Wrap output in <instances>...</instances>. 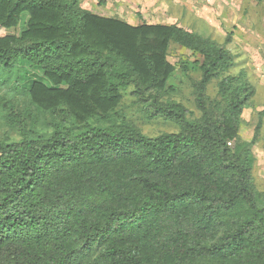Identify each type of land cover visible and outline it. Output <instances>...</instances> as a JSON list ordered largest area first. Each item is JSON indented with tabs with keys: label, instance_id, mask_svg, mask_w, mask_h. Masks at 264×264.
<instances>
[{
	"label": "trees",
	"instance_id": "obj_1",
	"mask_svg": "<svg viewBox=\"0 0 264 264\" xmlns=\"http://www.w3.org/2000/svg\"><path fill=\"white\" fill-rule=\"evenodd\" d=\"M171 42L201 57L198 117L162 99ZM234 64L176 23L132 24L79 0H0V83L12 78L34 109L0 98L22 136L0 138V264H264V200L238 135L253 87L228 73ZM25 66L40 76L29 86ZM211 79L218 99L206 107ZM129 86L147 118L178 130L147 136L114 119Z\"/></svg>",
	"mask_w": 264,
	"mask_h": 264
},
{
	"label": "rangeland",
	"instance_id": "obj_2",
	"mask_svg": "<svg viewBox=\"0 0 264 264\" xmlns=\"http://www.w3.org/2000/svg\"><path fill=\"white\" fill-rule=\"evenodd\" d=\"M79 4L93 13L117 17L132 24L176 23L197 31L230 50L235 64L228 73H243L253 87V94L241 114L238 135L252 143L251 181L264 200V0H79ZM229 32L230 41L226 42ZM167 60L174 66V71L168 79V88L162 99L180 103L190 111L192 117H198L200 110L195 98L196 83L201 77L197 63L201 57L198 53L171 42ZM25 67L28 70L27 79L22 85L29 86L40 76L33 69ZM12 80L0 83V98L16 97L21 107L28 108L24 96L10 87ZM217 82L218 80L211 79L206 86V107H212L213 101L218 99ZM1 102L0 138L18 140L22 137L21 133L2 117L4 109ZM29 108L34 112L32 107ZM113 118L134 124L147 136L178 130L177 124L172 120L162 117L147 118L131 86L122 91V99ZM258 123L260 127L256 131ZM38 126V133H48L49 128L44 121L39 122Z\"/></svg>",
	"mask_w": 264,
	"mask_h": 264
}]
</instances>
